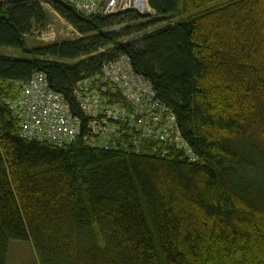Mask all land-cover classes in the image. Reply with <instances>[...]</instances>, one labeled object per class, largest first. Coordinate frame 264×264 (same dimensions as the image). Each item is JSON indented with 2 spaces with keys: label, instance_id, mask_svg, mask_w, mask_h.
Segmentation results:
<instances>
[{
  "label": "trees",
  "instance_id": "obj_1",
  "mask_svg": "<svg viewBox=\"0 0 264 264\" xmlns=\"http://www.w3.org/2000/svg\"><path fill=\"white\" fill-rule=\"evenodd\" d=\"M45 1L78 36L29 43L51 12L0 0V47L27 54H0V264L11 240L31 241L39 264H264V0H148L153 14L90 16ZM119 54L175 114L190 154L128 128L85 129L72 85ZM37 72L81 118L68 144L22 137L6 102Z\"/></svg>",
  "mask_w": 264,
  "mask_h": 264
},
{
  "label": "built area",
  "instance_id": "obj_2",
  "mask_svg": "<svg viewBox=\"0 0 264 264\" xmlns=\"http://www.w3.org/2000/svg\"><path fill=\"white\" fill-rule=\"evenodd\" d=\"M41 6L53 12L45 0H38ZM74 9L84 16L109 15L126 10H135L139 13H149L151 9L147 0H67ZM48 25L39 32L43 41H55L54 31ZM45 33V34H43ZM108 65V62L106 63ZM136 74L131 66L124 65L123 61L116 63L113 69L108 66L92 77H86L72 85L70 90L79 104V112L87 119H91L89 131L101 139L117 137L120 132L128 128L134 114L140 113L137 124L141 125L149 115H153V124L161 123L166 107L152 100L154 91L151 85L145 83ZM112 91L107 94L108 90ZM120 94L124 103H111V96ZM13 115L20 122L22 137L28 140H45L54 145L70 143L81 130V118L72 113L71 102L65 99L62 93L55 92L48 87L43 73H35L28 82L18 86V93L12 99H6ZM163 134L154 136L159 140H171L190 154L189 149L176 132L174 121ZM150 132V128H149Z\"/></svg>",
  "mask_w": 264,
  "mask_h": 264
},
{
  "label": "rangeland",
  "instance_id": "obj_3",
  "mask_svg": "<svg viewBox=\"0 0 264 264\" xmlns=\"http://www.w3.org/2000/svg\"><path fill=\"white\" fill-rule=\"evenodd\" d=\"M52 20H51V28L52 30L49 31H54L55 32V37L53 39L58 38L55 41L66 39V38H71L73 36H78L79 33L71 26L69 25L66 20H64L62 17L57 15L56 13H51ZM148 21H152L151 18H144L140 20V23H146ZM164 24V23H163ZM162 23L150 26L148 27V31L153 30L155 27H159L160 25H163ZM122 25H130L128 22H125ZM121 26H114V28H119ZM41 31V30H40ZM39 31V32H40ZM35 33L34 35H30L29 37V43L32 41H43L40 40V33ZM45 34V33H43ZM137 35H133L132 37L129 38H134ZM46 40H51L49 38H46ZM45 41V42H48ZM51 42V41H50ZM104 48H101L100 51H104ZM0 54H6V55H13L17 57H27V54H24L18 49H11L7 47H0ZM137 118H140V113L134 114V117L132 118L131 122L128 125V131L132 132H141L142 137H148L151 136L149 132V128L151 130L152 127H154L153 124V115H149L148 118L141 124H137ZM113 136H115L112 133ZM116 137V136H115ZM140 139V138H139ZM6 264H39L37 255L35 253L33 244L31 241H20V240H11L9 242L8 246V253H7V261Z\"/></svg>",
  "mask_w": 264,
  "mask_h": 264
},
{
  "label": "bare ground",
  "instance_id": "obj_4",
  "mask_svg": "<svg viewBox=\"0 0 264 264\" xmlns=\"http://www.w3.org/2000/svg\"><path fill=\"white\" fill-rule=\"evenodd\" d=\"M148 1V0H147ZM148 5H149V3H148ZM149 7H150V5H149ZM150 9H151V12H149V13H145V14H153L154 13V11L152 10V8L150 7ZM133 11H135V10H133ZM135 12H137V13H139L138 11H135ZM139 14H141V15H144V13H139ZM119 61H123V63H124V65L125 64H127V66H129V68H130V66H131V68H132V65H131V62H130V60H129V57L126 55V54H119V55H116V56H114V58H112V59H110V61H107L108 62V65L106 64V63H102V65H101V70H103L105 67H109L110 69H113L114 67H115V65H116V63L117 62H119ZM132 70H133V68H132ZM37 73H39V72H37ZM40 73H42V72H40ZM139 75V74H138ZM45 76V75H44ZM141 76V75H140ZM143 77V76H142ZM46 79V78H45ZM142 81H144L145 83H149L150 84V82L148 81V80H146L144 77L143 78H140ZM48 84V83H47ZM151 85V84H150ZM49 87V86H48ZM152 87V86H151ZM50 88V87H49ZM52 90V89H51ZM152 90H153V88H152ZM54 91V90H53ZM154 91V90H153ZM56 92V91H55ZM59 93V92H58ZM112 93V91H111V89L110 90H108V92H107V94H111ZM66 99V98H65ZM68 102H69V100L68 99H66ZM72 100L75 102V104H76V106H77V108L78 107H80V104L72 97ZM152 100L154 101V102H156L157 104H161L162 102L156 97V93H155V91H154V94H153V97H152ZM71 108H72V106H71ZM72 110V109H71ZM79 111V110H78ZM81 113V112H80ZM82 114V113H81ZM83 115V114H82ZM169 116V117H168ZM168 118H169V120H171V121H174L175 120V114L170 110V111H168V112H166L164 115H163V123H161V124H159V125H157V126H154V127H152L151 128V130H150V133H152L153 135H155V136H158V135H162L163 134V132H164V130H165V128L169 125V120H168ZM85 129L87 130V129H90V126H85ZM86 135V134H85ZM83 138V137H82ZM172 140V139H171ZM171 140H169V141H171ZM82 141V140H81ZM83 142V141H82Z\"/></svg>",
  "mask_w": 264,
  "mask_h": 264
},
{
  "label": "clouds",
  "instance_id": "obj_5",
  "mask_svg": "<svg viewBox=\"0 0 264 264\" xmlns=\"http://www.w3.org/2000/svg\"><path fill=\"white\" fill-rule=\"evenodd\" d=\"M51 13H55L54 11L53 12H51ZM58 15V14H57ZM51 24V23H50Z\"/></svg>",
  "mask_w": 264,
  "mask_h": 264
}]
</instances>
